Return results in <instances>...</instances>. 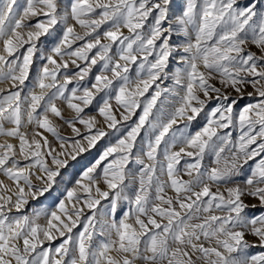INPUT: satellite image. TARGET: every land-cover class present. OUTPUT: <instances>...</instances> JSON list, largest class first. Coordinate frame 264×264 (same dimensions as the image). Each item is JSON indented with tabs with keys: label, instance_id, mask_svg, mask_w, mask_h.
Here are the masks:
<instances>
[{
	"label": "snow or ice",
	"instance_id": "6c2138e0",
	"mask_svg": "<svg viewBox=\"0 0 264 264\" xmlns=\"http://www.w3.org/2000/svg\"><path fill=\"white\" fill-rule=\"evenodd\" d=\"M0 85V264H264V0H0Z\"/></svg>",
	"mask_w": 264,
	"mask_h": 264
},
{
	"label": "rangeland",
	"instance_id": "374dc122",
	"mask_svg": "<svg viewBox=\"0 0 264 264\" xmlns=\"http://www.w3.org/2000/svg\"><path fill=\"white\" fill-rule=\"evenodd\" d=\"M37 55H39V53H37ZM0 87H2V88H7L8 85H0ZM248 90H249V91H252L251 87H249ZM22 95H23V93H22ZM258 99H259L258 97H256V98H252L251 101H249V100H245V101H242V103L256 102ZM210 107H211V105H210ZM206 110H207V109H206ZM87 111L92 112V109L89 108ZM93 114H95V113H93ZM134 119H135V118H134ZM22 130H23V129H22ZM28 130L31 131V126L29 127ZM62 134H64V135L67 136V133H64L63 130H62ZM142 134H143V133H142ZM233 135H234V137H235V136L238 135V133H234ZM4 142H5V138H4L3 136H0V143H4ZM9 142H13V143H14L15 141L9 140ZM101 143H103V141H101ZM98 147H99V145H98ZM94 151H95V150H93V152H94ZM258 159H259V158H258ZM182 163H183V162H182ZM206 163H207V159H206ZM0 178H2V177H0ZM42 199H43V198H42ZM38 203H40V202H39V201H30V202H29V205L25 206V209L22 210V212H23V211H27L28 214L31 215V210H32L33 205L38 204ZM105 204H107V201H101V205H105ZM105 211H107V209H105ZM125 211H128V207H127L126 204H125ZM133 211H134V209H133ZM119 216H120V213H119V211H118V212H117V217H119ZM40 223H44L43 218L41 219ZM56 243L58 244L59 241H57ZM253 251H254V252H258L259 250H258V249H254Z\"/></svg>",
	"mask_w": 264,
	"mask_h": 264
}]
</instances>
